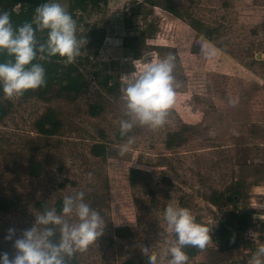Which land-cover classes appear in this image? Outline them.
I'll list each match as a JSON object with an SVG mask.
<instances>
[{"label":"rangeland","instance_id":"rangeland-1","mask_svg":"<svg viewBox=\"0 0 264 264\" xmlns=\"http://www.w3.org/2000/svg\"><path fill=\"white\" fill-rule=\"evenodd\" d=\"M175 1L182 17L149 0H108L77 11L75 20L83 30L77 35L87 38L76 60L88 81L80 95L57 96V86L43 96L38 89L11 100L0 95V112L5 110L0 199L11 202L7 212L0 211V252L12 258L15 239L34 225L35 215L80 191L106 225L97 241L68 264L72 259L74 264H149L142 248L163 249L171 238L163 218L169 203L212 224L210 236L235 209L261 208L253 206L264 200V0ZM57 2L68 10V0ZM195 22L211 31L210 39L194 28ZM93 26L96 40L88 44ZM206 46L214 55H205ZM169 53L176 58L174 73L182 87L168 121L157 130L134 127L129 135L135 143L121 156L127 139L116 136L123 118L121 88L142 67ZM96 71L112 87L99 85ZM91 106L101 108L97 115L90 113ZM48 110L60 126L45 136L35 121ZM168 140L173 145L167 146ZM95 143L104 149L100 156L91 153ZM32 160L42 164L37 177L28 173ZM132 168L139 170L136 184L128 181ZM236 190L240 194L231 199ZM219 193L222 199L214 205L211 198ZM116 228H127L129 234L120 237ZM9 229L14 233L6 239ZM245 232L233 249L213 240L203 251L187 247V264H249L264 239Z\"/></svg>","mask_w":264,"mask_h":264},{"label":"clouds","instance_id":"clouds-1","mask_svg":"<svg viewBox=\"0 0 264 264\" xmlns=\"http://www.w3.org/2000/svg\"><path fill=\"white\" fill-rule=\"evenodd\" d=\"M45 31L47 37L41 42L37 32ZM78 31L83 30L78 29L77 21L57 0L39 4L30 22L15 27L9 13L0 12V54L10 58L0 62V88L4 97L9 100L19 98L28 90L46 85L45 68L39 62L34 63L37 59L59 56L64 58L65 65L74 64L87 44L85 35L78 36ZM204 53L214 55V49L206 46ZM175 61V56L169 53L165 58L142 67L134 79L122 86L123 118L119 121V133L127 139L119 149L121 156L127 154L135 143V138L129 135L134 127L157 130L167 123L177 90L182 87L174 73ZM229 103L235 105L238 100ZM84 196L83 191L65 196L60 213L53 207L35 215L34 225L24 230L21 238L15 239V255L9 258L7 253L0 254V264H68L77 252H85L103 234L106 221L85 202ZM253 207L264 205L256 203ZM163 218L171 238L163 249L155 246L142 248L149 264H187V247L203 251L212 240V224L198 222L188 208L169 203ZM8 231L5 238L11 239L14 230ZM57 231L58 240L55 239ZM249 264H264V244L251 254Z\"/></svg>","mask_w":264,"mask_h":264},{"label":"trees","instance_id":"trees-1","mask_svg":"<svg viewBox=\"0 0 264 264\" xmlns=\"http://www.w3.org/2000/svg\"><path fill=\"white\" fill-rule=\"evenodd\" d=\"M108 0H68V12L72 15V17L76 18L77 11H86L88 8H99L101 5L107 3ZM44 2H48V0H0V12L7 11L10 15L11 21L15 26L22 25L24 22H30L35 13V8ZM153 5H162L170 14L176 17H182L183 13L179 9L175 0H164L163 4H160L157 1L149 0ZM194 28H196L203 37L209 38L211 35V31L208 32L201 27V24H197L196 22L193 24ZM95 26L92 27V32H90V37L92 39L89 40L88 44H91L95 41ZM47 37V32H37V38L41 42H43ZM125 44H127L128 39L126 38ZM7 59L6 54H0V62H4ZM64 58L59 56H53L48 60H39L37 59L34 63L39 62L43 65L46 72V85L38 88L39 95H42L52 89V87L57 86L56 94L57 96H61L62 93H70L74 96H78L83 93L88 88V81L86 76L80 70V66L77 62L74 64L65 65L63 62ZM85 61L89 62L88 56H85ZM98 72H94V76L99 85L103 87H112L108 85V77L102 76L99 78L97 76ZM33 91L28 90L23 95H30ZM3 93L2 88H0V95ZM2 109V108H1ZM101 108L99 106H91L90 113L92 115H97ZM2 110L0 112V120L3 117ZM60 126V120L57 118L53 110H48L44 115L39 117L35 121L36 130L45 136L54 135L57 133V130ZM116 136L121 139L119 131L116 132ZM173 145L171 140H168L167 146ZM103 147L101 144L95 143L91 147V153L94 156H100L103 154ZM42 170V164L39 161L32 160L28 164V173L31 176L37 177L40 175ZM139 170L137 168H132L128 174V181L130 184H136L138 180ZM240 194L238 190L230 194V198H234ZM222 193H219L211 198V202L214 205H218L222 199ZM63 199H59L54 204V208L57 213H60L62 208ZM10 201L5 199H0V211L7 212L10 209ZM40 205V202L37 203ZM250 212H246L245 210L235 209L234 211L229 213V217L224 221H220L216 224L211 234V238L214 242L219 244L222 249H233L238 245V238L240 234L249 227L250 224ZM124 230V231H123ZM116 233L120 237H125L129 234L127 228H116ZM4 252H0L2 254ZM70 264H74V260ZM122 264H132L131 261H125Z\"/></svg>","mask_w":264,"mask_h":264},{"label":"built area","instance_id":"built-area-1","mask_svg":"<svg viewBox=\"0 0 264 264\" xmlns=\"http://www.w3.org/2000/svg\"><path fill=\"white\" fill-rule=\"evenodd\" d=\"M260 204L264 205V200ZM263 210H264V207H261L259 210L257 209V210H253L250 212V216H251L250 224L251 225H249V227L246 229V232H245L249 236H251L250 234L253 233L252 236L254 238L260 237L264 239V211ZM260 216H261V219H260Z\"/></svg>","mask_w":264,"mask_h":264}]
</instances>
